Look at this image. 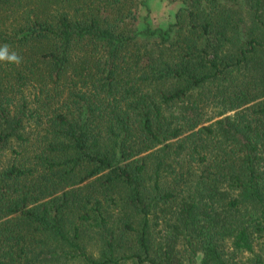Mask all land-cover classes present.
Masks as SVG:
<instances>
[{
	"label": "trees",
	"instance_id": "obj_1",
	"mask_svg": "<svg viewBox=\"0 0 264 264\" xmlns=\"http://www.w3.org/2000/svg\"><path fill=\"white\" fill-rule=\"evenodd\" d=\"M178 1L0 0V264H264V0Z\"/></svg>",
	"mask_w": 264,
	"mask_h": 264
},
{
	"label": "rangeland",
	"instance_id": "obj_2",
	"mask_svg": "<svg viewBox=\"0 0 264 264\" xmlns=\"http://www.w3.org/2000/svg\"><path fill=\"white\" fill-rule=\"evenodd\" d=\"M150 8L146 21L151 26H166L174 18L176 9L180 6V1L168 0H145Z\"/></svg>",
	"mask_w": 264,
	"mask_h": 264
},
{
	"label": "clouds",
	"instance_id": "obj_3",
	"mask_svg": "<svg viewBox=\"0 0 264 264\" xmlns=\"http://www.w3.org/2000/svg\"><path fill=\"white\" fill-rule=\"evenodd\" d=\"M0 62L19 66L23 62V58L15 51H10L9 45L4 44L0 46Z\"/></svg>",
	"mask_w": 264,
	"mask_h": 264
}]
</instances>
